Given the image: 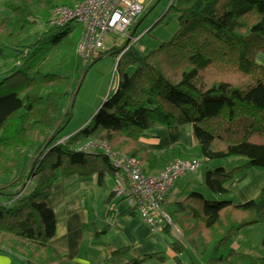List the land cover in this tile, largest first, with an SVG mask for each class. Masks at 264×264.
Wrapping results in <instances>:
<instances>
[{
  "label": "trees",
  "instance_id": "1",
  "mask_svg": "<svg viewBox=\"0 0 264 264\" xmlns=\"http://www.w3.org/2000/svg\"><path fill=\"white\" fill-rule=\"evenodd\" d=\"M83 1L2 0L7 11L0 20V60L11 49L19 68L0 80V200L6 201L0 203V254L22 264H75L51 245L57 234L53 188L77 174L95 177L101 188L113 182L114 191L129 182L115 165L118 156H126L153 175L178 159L241 162L231 170L223 165L207 170L200 192L195 186L181 191L176 201H164L166 212L190 264L202 263L210 250L205 264H264V256L232 247L243 228L264 226V189L244 203L231 199L227 189L248 168L264 172V66L257 61L264 54V0H170L166 15L179 16L173 38L139 54L133 74L119 63V83L101 108L79 132L63 138L81 78L38 68L62 47L77 50L83 26L53 27L50 20L55 8ZM109 53H98L85 72ZM64 101L69 107L62 113ZM175 126L191 128L193 148L178 144L160 154L148 149L145 140L155 137L154 130ZM136 215L137 207L129 204L120 216ZM106 232L95 229L93 242ZM133 249L122 247L111 257ZM146 260L137 256L126 264Z\"/></svg>",
  "mask_w": 264,
  "mask_h": 264
},
{
  "label": "crops",
  "instance_id": "2",
  "mask_svg": "<svg viewBox=\"0 0 264 264\" xmlns=\"http://www.w3.org/2000/svg\"><path fill=\"white\" fill-rule=\"evenodd\" d=\"M140 22L134 27V33ZM111 42V40L106 41L105 50L112 51L110 46L113 43ZM127 45L128 49L124 52L134 47L131 41H128ZM144 49L140 47L138 53L143 55ZM257 61L264 66V54H259ZM153 133L155 137L147 138L145 144L154 153L160 154L178 144L189 149L194 147V140L190 134L191 129L188 126L162 127L154 130ZM221 165L231 170L241 166L242 163L227 161V164ZM96 186L98 185L95 177L82 178L75 174L62 179L53 188L51 205L56 214L57 234L52 239L51 245L58 253L67 255L75 264H126L131 258L137 256L147 258L146 264H190L185 259L184 252L176 238L169 240L167 231L153 232L139 214L131 218L120 216L128 208L125 205L126 201H120L113 189L106 193L101 187L96 189ZM174 186L167 195L168 202L182 197L179 194L183 190L176 192ZM194 186L188 185L185 190L192 189ZM227 189L229 190L228 196L236 202L244 203L255 199L264 189V172L259 167L248 168L230 181ZM97 195L103 197L105 201L102 204L108 211L103 220L106 225H103L102 229L99 228L100 215L92 214L96 211L93 208V202ZM89 224L91 225L88 226ZM95 229L98 231L107 229L105 236L111 235V239L105 240L102 237L96 241L97 243L93 242ZM102 240L107 243L104 245ZM235 244L236 241L232 244L234 249ZM125 246L134 248L129 255L111 257L113 252ZM0 264L22 263L8 254H0Z\"/></svg>",
  "mask_w": 264,
  "mask_h": 264
},
{
  "label": "rangeland",
  "instance_id": "3",
  "mask_svg": "<svg viewBox=\"0 0 264 264\" xmlns=\"http://www.w3.org/2000/svg\"><path fill=\"white\" fill-rule=\"evenodd\" d=\"M2 3V0H0V20L5 18V12L7 11H5ZM141 3L144 7V12L140 17L141 20L139 18L142 22L136 29V32L134 33V26L127 35L108 33L106 35L105 45H107L106 41L111 40L113 45H109H111L110 49L112 51L92 64L87 72H85L86 62L81 61V58L76 53V49L63 47L53 53H50V55L46 57V60L42 62V65L38 68V71L42 73H60L72 78H81V87L75 96L73 107L71 108L72 115L62 132L63 138H68L69 136L79 132L101 108L111 88L113 86H117L119 83L118 78L115 77L119 63L123 70L133 74L136 69L137 57L140 54L138 53V49L140 47L145 48V53L143 54L145 55L173 38V35L178 29L179 16L174 12L166 15L170 0H141ZM139 20L138 22H140ZM132 35L133 37H131ZM128 41H131L134 45L133 49L120 52V54L116 53V51L123 50ZM6 53L7 58L3 61L0 60V66H6L2 70L0 69V80L11 74L13 70H17L19 68V66L13 63L12 60L14 51L10 49ZM111 53L115 54L112 55ZM68 107L69 101H64L61 105V112L65 113ZM189 129L191 128L189 127ZM190 134L192 136V132ZM227 161L230 160H217L210 163H201L196 172L186 173L185 175L179 177L174 183V190L179 192L181 190H185L188 185H195L196 189L193 190L200 192L197 188L200 186L203 175L207 172V170L215 169L218 166H221V164H227ZM109 185L110 186L108 188L101 189L107 193L113 189L114 183L109 182ZM98 187L99 186H96V189H98ZM209 196L210 195H206V197L212 199ZM119 200L121 201V198ZM104 201L105 200L102 196L97 195L95 201L93 202V208H95L96 211L92 214L100 215V218L98 219L100 229H102L103 225H106L103 220L108 212L106 207L102 204ZM167 201L168 199L166 196L165 202L167 203ZM5 202V200H0V203ZM165 202L163 203V208L167 210ZM125 203V205L129 207V204L127 202ZM91 220L93 221L95 219ZM90 225L91 224L88 226ZM164 231L165 230H162L161 232L164 233ZM110 236L111 235H104L102 239L110 240ZM175 236H178V232L175 228H171L167 237L169 240H174L173 238H175ZM263 239V225L247 226L235 236L234 241H236V244L234 246L238 252L262 257L264 256ZM102 243L105 245L107 242L102 240ZM211 253L212 250H210L208 254L202 258V263H206L208 261L209 257L212 255Z\"/></svg>",
  "mask_w": 264,
  "mask_h": 264
},
{
  "label": "built area",
  "instance_id": "4",
  "mask_svg": "<svg viewBox=\"0 0 264 264\" xmlns=\"http://www.w3.org/2000/svg\"><path fill=\"white\" fill-rule=\"evenodd\" d=\"M143 12L141 0H84L75 8H55L50 25L67 27L75 22L81 24L84 33L76 53L89 63L105 50L108 33L127 35ZM115 165L127 172L129 181L127 184L119 183L114 189L115 194L137 207L141 219L153 232L162 231L171 224L179 233L163 203L175 181L181 175L197 171L199 162L178 159L157 175L148 174L144 164L135 158L118 156Z\"/></svg>",
  "mask_w": 264,
  "mask_h": 264
},
{
  "label": "water",
  "instance_id": "5",
  "mask_svg": "<svg viewBox=\"0 0 264 264\" xmlns=\"http://www.w3.org/2000/svg\"><path fill=\"white\" fill-rule=\"evenodd\" d=\"M142 22V21H141ZM141 22H140V24H141ZM81 86V85H80ZM28 264H32V263H28Z\"/></svg>",
  "mask_w": 264,
  "mask_h": 264
},
{
  "label": "clouds",
  "instance_id": "6",
  "mask_svg": "<svg viewBox=\"0 0 264 264\" xmlns=\"http://www.w3.org/2000/svg\"><path fill=\"white\" fill-rule=\"evenodd\" d=\"M164 230V229H163ZM179 234V233H178Z\"/></svg>",
  "mask_w": 264,
  "mask_h": 264
}]
</instances>
